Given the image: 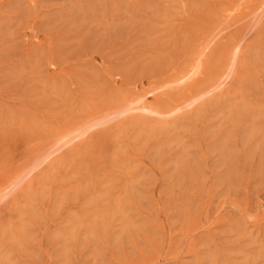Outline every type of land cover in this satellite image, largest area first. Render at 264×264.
Returning a JSON list of instances; mask_svg holds the SVG:
<instances>
[{"label":"rangeland","instance_id":"obj_1","mask_svg":"<svg viewBox=\"0 0 264 264\" xmlns=\"http://www.w3.org/2000/svg\"><path fill=\"white\" fill-rule=\"evenodd\" d=\"M0 264H264V0H0Z\"/></svg>","mask_w":264,"mask_h":264},{"label":"bare ground","instance_id":"obj_2","mask_svg":"<svg viewBox=\"0 0 264 264\" xmlns=\"http://www.w3.org/2000/svg\"><path fill=\"white\" fill-rule=\"evenodd\" d=\"M144 108H145V107H144ZM146 108H148V107H146ZM152 111H153V110H152ZM63 137H64V136H63ZM59 138L61 139V137H59ZM61 140H62V139H61ZM58 141H59V140H58ZM58 141H57V142H58Z\"/></svg>","mask_w":264,"mask_h":264}]
</instances>
